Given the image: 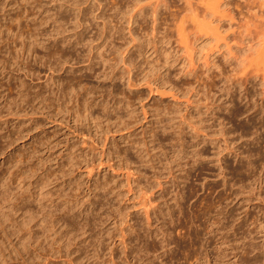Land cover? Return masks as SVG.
Here are the masks:
<instances>
[{"label": "rangeland", "instance_id": "374dc122", "mask_svg": "<svg viewBox=\"0 0 264 264\" xmlns=\"http://www.w3.org/2000/svg\"><path fill=\"white\" fill-rule=\"evenodd\" d=\"M67 1H69L68 4ZM73 1L76 3V0H0V20L5 16L3 23L0 21V26L9 28V34H21V37L18 38L20 41H24L23 37L26 34L36 33L37 41L40 40V43H37L39 46L36 47V51L38 55L40 54L39 57L41 55L46 57L44 60L37 59V61L30 58L9 59L7 43L11 38L7 39L5 35L3 36L0 28V264H111L112 262V264L119 262V264H181L182 261H186L187 264L191 250L199 247L200 251L205 247L210 252V264H264V82H262L264 68L261 64L253 63L248 68L246 76L241 70L243 64H246V60L264 59V44H258L264 42V23H262L264 22V3L263 6H259L262 5V0H251L255 2L250 7L242 0H185L187 2L184 0H136L137 2L135 0H105V2H103L104 0H85L84 2L77 0V5ZM187 3H191L192 10L196 9L197 11L194 10L193 14L187 13ZM34 5L39 7L32 8ZM75 5L78 7L75 8ZM81 8L86 9L82 10ZM141 8L142 10H140ZM38 10L39 12H37ZM85 11L86 13H83ZM139 11L142 13H138ZM152 11L156 12L154 14L155 22H153ZM45 13L47 14L45 15ZM51 13H54V16ZM74 13L76 16L77 13H82L83 16L86 14V17L79 14L76 19L78 21L73 22L76 18ZM182 16L185 17L186 23L181 22ZM50 17L53 18V21ZM64 17L68 20L71 17L69 23ZM179 17L182 18H180L181 21ZM190 17H195L196 23H198L196 24ZM73 18L74 20H72ZM56 19L57 21H55ZM86 19L87 21H85ZM219 20L221 22L218 23ZM83 21L85 22L83 23ZM52 22L54 23L52 24ZM70 22L73 23L72 26ZM86 22L87 24H85ZM188 22H194L200 27ZM33 23L37 30H34ZM39 23L42 27L38 26ZM76 23L82 26L80 27ZM181 23L185 25L183 26V41L179 42L178 38L181 35H177L176 24L181 25ZM104 24L105 27H103ZM66 25L70 26L68 27L71 32ZM31 26L33 31H39L41 36H38L37 32L29 31ZM100 26L103 27V30ZM200 28L202 31H199ZM72 29L83 39H80V36H77ZM246 30L254 32L253 41L242 42L243 34L248 35ZM59 31L63 38L60 37ZM242 32L244 33L242 34ZM52 34L59 35V38ZM72 34L76 36H71ZM109 34L110 36H105ZM76 37H79V41ZM62 40L64 41L62 42ZM57 42L60 43V46ZM61 43H65V46ZM44 45H47L50 50L49 57L51 55L53 57H48L49 50L45 49ZM75 45L79 46V49ZM74 46L76 50H74ZM50 47H53L52 49L56 50L57 54L60 52L62 55L54 57ZM258 49L260 51L262 49V54ZM70 51L72 53H69ZM64 54L65 56H63ZM68 54H73V58L70 55L72 58L70 59ZM10 56H15V54H10ZM233 58H239L234 60H239L238 62L242 65L239 64L241 67L237 70V73L243 72L241 74L243 77L240 76L242 81L244 77L248 80L245 78L240 89L233 87L228 90L229 85L226 83L225 89L227 90L220 94L217 92L218 86L220 87L222 84L220 77L232 76L229 71L230 65L228 66L227 63L228 59L234 61ZM165 59L167 67L164 66ZM176 60L177 62H175ZM51 61L57 68L52 66L53 69L49 70ZM96 62L97 64H95ZM103 62L106 67L102 65ZM46 63L49 65L47 66ZM66 63L67 65H65ZM89 64L93 65L92 73L87 68ZM62 65L63 68H61ZM169 66L170 68H168ZM166 68L169 71H166ZM188 68L190 70H187ZM220 69H222L221 72H219ZM80 70L82 74H80ZM50 71H54L55 74ZM188 71L195 73V79H193V75L187 74ZM73 72L76 77H73L75 76ZM88 73L92 76L89 77ZM220 73H222L221 76ZM197 74L203 75L204 78L200 75L203 78L202 82H206L203 88H206L205 92L201 91L203 93L200 92L202 89L198 86L202 82L199 83L196 79L197 76L199 77ZM48 75L50 77H47ZM103 75L107 78L103 79ZM207 75L208 78L211 77L210 81L206 80L205 76ZM56 76L57 80H55ZM65 77L78 82V91L81 90L80 86L82 88L89 82L82 90L93 94L94 96L91 95V97L98 102L95 101L96 104L93 105V108L91 107V110L89 109L91 114H88L92 118L88 117L89 119L86 118L85 123L82 122L84 129H90L93 136L88 138L92 139V142L95 141L94 144L87 141L88 138L81 137L82 141L80 140L81 130L79 129L82 125H79L74 113L69 112L66 115L67 111L60 110L61 101L58 99L59 95L56 89L60 88L62 82L63 84L67 83L68 79L66 80ZM129 78L132 79L129 80ZM59 81L61 82L60 86ZM167 82L169 83L167 84ZM89 84L92 87H89ZM50 88L53 91L48 90ZM46 90L52 96L56 92L55 97L47 95ZM82 90L79 91V94L85 93H80ZM209 90L211 95L208 93ZM112 91L113 94L116 91V96L112 94ZM29 93L30 96H28ZM204 93L208 96L201 95ZM26 96L28 97L26 98ZM41 96L44 98L43 100ZM102 96H105L104 99ZM120 97L128 98V100L121 101L123 99ZM53 102H56L55 105ZM125 102L128 103L126 104L128 107L130 103L129 108L126 107ZM46 103L49 106L54 105V107L48 106V109H51L47 110ZM99 103H105V105ZM116 103L120 105H116ZM58 105L59 110L57 109ZM113 106L115 107L113 108ZM127 111L131 114L129 119ZM63 113H65V118ZM94 113H96L95 116ZM96 116L100 118L97 120ZM70 119L72 121L74 119L73 123ZM92 119L95 120L92 122ZM119 120L123 124L119 125L118 123L121 122ZM126 121L128 122L127 127L124 126ZM74 122L78 124L75 125ZM100 123L102 125H99ZM74 127L78 129H74ZM117 127L119 128L116 129ZM105 133L108 135H104ZM98 135L100 136L98 137ZM84 139H87L85 141L88 144ZM100 141H102V145L104 142L103 146L98 143ZM101 150L105 151L104 155ZM66 156L73 159H68L69 157ZM75 158L77 159L74 160ZM125 158L129 161L132 160L133 164L130 166L129 163L125 164ZM54 176L57 178L55 179ZM41 178L45 182L49 179L50 182L42 183ZM105 185L109 186L105 187ZM69 191L73 193L71 194ZM46 195L53 200L50 201ZM55 196L65 199L61 201ZM44 202H48V204ZM48 205L52 209L51 211ZM61 205L63 206L61 207ZM34 207L36 209H33ZM42 207L44 211L41 212ZM46 207L50 212L45 209ZM81 210H83L82 213ZM45 212L47 216L44 215ZM47 212L51 217H54V213L55 216H58L50 218ZM34 213L37 215V219ZM51 213L53 214L51 215ZM63 213L65 214L62 215ZM38 214L40 215L38 216ZM63 216L70 221V223L67 222L68 225L70 224V230L69 228L66 230L65 221L67 220ZM41 217L44 221L41 220ZM54 219H58L60 225L57 224L58 220L54 221ZM62 220L65 222L64 225ZM46 221L53 225L47 224ZM85 221L90 222L89 226L86 227L88 224ZM42 222L51 226H48L51 229L44 226ZM181 226L183 228H180ZM207 226H209L210 233L206 236ZM46 228H48L47 232H45ZM83 228L86 229L83 230ZM42 230L49 238L44 235ZM90 230L92 235H88ZM53 231L57 234H54ZM68 235L69 240L73 241L74 239V244L72 242L69 244ZM194 235H196L195 240ZM51 236H53V240L50 239ZM93 236L96 237H94L95 241ZM207 238H209L210 245L204 244V239ZM132 239L136 240L132 241ZM166 239L169 240L168 251L165 247L167 243L164 242ZM121 242L127 244V247ZM178 242L181 247L184 246V250L176 248ZM82 245L84 246L82 247ZM65 246H68L65 248L67 251L64 250ZM143 246L147 248L148 254L146 250L144 251L146 248ZM179 250L184 253H180ZM125 255L127 260L124 259ZM216 258L217 260H214ZM250 260L254 262L250 263ZM184 263L182 262V264Z\"/></svg>", "mask_w": 264, "mask_h": 264}, {"label": "bare ground", "instance_id": "6f19581e", "mask_svg": "<svg viewBox=\"0 0 264 264\" xmlns=\"http://www.w3.org/2000/svg\"><path fill=\"white\" fill-rule=\"evenodd\" d=\"M48 1H49V0H48ZM57 1H58V0H57ZM70 1H71V0H70ZM78 1H79V0H78ZM84 1H85V0H83V2H84ZM184 1H185V0H184ZM242 1L245 2V4H246L247 6H249V7L251 6V4H254V2H255V1H251V0H242ZM259 1H261V0H259ZM51 2H52V1H51ZM68 2H69V1H67L66 3L68 4ZM73 2H74V1H73ZM103 2H105V0H104ZM135 2H137V1L135 0ZM185 2H187V1H185ZM34 3H36V2H34ZM66 3H65V4H66ZM70 3H71V2H70ZM74 3H75V2H74ZM79 3H80V2H79ZM85 3H86V2H85ZM133 3H134V2H133ZM139 3H140V1H139ZM260 3H261V2H260ZM263 3H264V0H262V5L260 4L259 6H263ZM75 4L77 5V0H76V3H75ZM104 4H105V3H104ZM135 4H136V3H135ZM187 4H188V8H187L188 11L186 10L187 13L190 12L191 14H193V11H194V10L197 11L196 9L192 10L193 8L191 7V5H192L191 3H187ZM190 4H191V5H190ZM35 5H36V4H35ZM35 5H34V7H32V8H35V7L38 6V5H37V6H35ZM59 5H60V4H59ZM71 5H72V4H71ZM76 5H75V8L78 7V6H76ZM101 5H102V4H101ZM132 5H133V4H132ZM140 5H142V4H140ZM226 5H227V4H226ZM32 6H33V5H32ZM61 6L63 7V5H61ZM61 6H60V7H61ZM68 6H69V5H68ZM72 6L74 7V5H72ZM72 6H71V8H72ZM87 6H88V5H87ZM89 6H90V5H89ZM95 6H96V5H95ZM95 6H93V7L96 8ZM97 6H98V5H97ZM136 6H137V5H136ZM142 6H144V5H142ZM156 6H157V5H156ZM38 7H39V6H38ZM53 7H54V6H53ZM60 7H59V8H60ZM65 7L67 8V6H65ZM65 7H64V8H65ZM104 7H105V6H104ZM140 7H141V6H140ZM185 7H187V6H185ZM207 7H208V5H207ZM207 7H206V8H207ZM249 7H247V8H249ZM56 8H57V7H56ZM90 8H91V7H90ZM134 8H135V6H134ZM194 8H195V7H194ZM196 8H197V7H196ZM245 8H246V6H245ZM49 9L51 10V8H49ZM73 9H74V8H73ZM73 9H71V10L73 11ZM78 9H79V8H78ZM81 9H82V8H81ZM81 9H80V11H82V10H84V9H86V8H84V9H82V10H81ZM144 9H145V8H144ZM153 9H154V7H153ZM58 10H59V9H58ZM75 10H76V9H75ZM140 10H142V8H141ZM184 10H185V9H184ZM47 11H48V9H47ZM54 11H55V9H54ZM54 11H53V12H54ZM65 11L67 12V10H65ZM78 11H79V10H78ZM92 11H93V10H92ZM94 11H95V10H94ZM135 11H136V10H135ZM137 11H138V10H137ZM195 11H194V12H195ZM37 12H39V10H38ZM45 12H46V11H45ZM73 12H74V11H73ZM87 12H89V11H87ZM152 12H153V11H152ZM35 13H36V12H35ZM54 13H55V12H54ZM54 13H51V14H53V16H54ZM56 13H57V11H56ZM64 13H65V12H64ZM83 13H86V11L83 12ZM138 13H142V12L139 11ZM155 13H156V12H153V14H152L153 22H155V16H154ZM185 13H186V12H185ZM46 14H47V13H45V15H46ZM77 14H78V15L76 16L75 13H74V15L76 16V18L74 17L75 20H74V18L72 19V20H74L73 22H77V21H78V20L76 21V19H78V16H79L80 13H77ZM81 14H82V13H81ZM81 14H80V15H81ZM89 14H91V13L89 12ZM157 14H158V13H157ZM35 15H36V14H35ZM62 15H63V14H62ZM62 15H61V16H62ZM85 15H86V14H85ZM85 15H84V16L81 15V16L86 17ZM87 15H88V14H87ZM92 15H93V14H92ZM92 15H90V16H92ZM135 15H136V13H135ZM144 15H145V14H144ZM172 15H173V13H172ZM172 15H171V16H172ZM183 15H184V14H183ZM187 15H188V14H187ZM36 16H37V15H36ZM47 16H48V15H47ZM50 16H52V15H50ZM53 16H52V17H53ZM69 16H70V15H69ZM137 16H139V15L137 14ZM173 16H174V15H173ZM184 16H185V15H184ZM188 16H189V15H188ZM188 16H186L187 19H189ZM204 16H205V15H204ZM56 17H57V16H56ZM56 17H54V18H56ZM66 17H67V16H66ZM66 17H64V19H66ZM71 17H72V16H71ZM71 17H70V18H71ZM141 17H142V15H141ZM195 17H196V16H195ZM195 17H194V18H193V17H190V19L192 20V18H193L192 21H195V23H196L197 20L195 19ZM262 17H263V16H262ZM34 18H36V17L34 16ZM34 18H33V19H34ZM39 18H40V17H39ZM46 18H47V17H46ZM61 18H62V17H61ZM70 18H69V20H71ZM136 18H137V17H136ZM172 18H174V17H172ZM180 18H181V17H179V19H180ZM182 18H183V16H182ZM182 18H181V19H182ZM184 18H185V17H184ZM184 18L182 19V21H181V19H180V21H181L182 23H183V22L186 23V21H185L186 19L184 20ZM50 19H51V17H50ZM50 19H49V20H50ZM57 19H58V17H57ZM57 19H56L55 21H57ZM91 19H92V17H91ZM130 19H131V17H130ZM194 19H195V20H194ZM4 20H5V16L2 17L0 21L3 23ZM51 20L53 21V18H52ZM51 20H50V21H51ZM61 20H62V19H61ZM66 20H68V19H66ZM69 20L67 21L68 23H69ZM183 20H184V21H183ZM191 20H190V21H191ZM34 21H35V20H34ZM42 21H43V20H42ZM44 21L46 22V19H45ZM50 21H49V22H50ZM55 21H54V22H55ZM85 21H87V19H86ZM85 21H83V23H84ZM111 21H112V20H111ZM178 21H179V20H178ZM54 22H52V24H53ZM63 22H64V21H63ZM65 22H66V21H65ZM109 22H110V20H109ZM129 22H130V21H129ZM219 22H221V20H219L218 23H219ZM41 23H42V22H41ZM50 23H51V22H50ZM60 23H61V22H60ZM68 23H67V24H68ZM79 23H80V21H79ZM104 23H106V22H104ZM110 23H111V22H110ZM182 23H181V25H179V24L177 25V24H176V28H177L176 31H178V32H177V35H178V36L181 35V36H180L181 39L178 38L179 42L183 41V39H182V37H183V26H184L185 24L183 25ZM188 23H192V24H193L194 22H188ZM195 23H194V24H195ZM197 23H198V22H197ZM197 23H196V24H197ZM262 23H264V22H262ZM39 24H40V23H39ZM55 24H56V23H55ZM70 24H71V22H70ZM72 24H73V23H72ZM72 24H71V26H72ZM76 24H78V23H76ZM76 24H75V25H76ZM85 24H87V22H86ZM85 24H84V25H85ZM102 24H103V23H102ZM107 24H109V23H107ZM153 24H154V23H153ZM196 24H195L194 26H196V27L199 28L200 26H198V25H196ZM61 25H62V24H61ZM64 25H65V23H64ZM75 25H74V26H75ZM78 25H80V24H78ZM256 25H257V24H256ZM38 26H41V27H42L41 24L38 25ZM53 26H55V25H53ZM66 26H67V25H66ZM68 26H69V25H68ZM68 26H67V28H68V30L71 32V30L69 29L70 26H69V27H68ZM81 26H82V25H80V27H81ZM101 26H102V25H101ZM101 26H100V27H101ZM260 26H261V25H260ZM51 27H52V26H51ZM63 27H64V26H63ZM80 27H78V29H79ZM98 27H99V26H98ZM103 27H105V24H104ZM103 27H101V29H102ZM106 27H107V25H106ZM111 27H112V25H111ZM152 27H153V26H152ZM255 27H257V26H255ZM0 28H1V31H2L3 36L5 35V36L7 37V39H8V38H11V39L9 40V43H7V45H8V48H7V49H8V52H7V53L9 54V55H8V58H9V59H29V58H30V59H34V61H35V60L37 61V59H43V60H44V57H45V56L41 55V56L39 57L40 54L38 55V53H37V51H36V47L39 46L37 43H38L40 40L37 41V38H38V37L36 36V33H34V32H37V31H33L32 26H31V28L29 29V31L32 30L31 32L34 33V34H30V33L26 34V36L23 37V38H24V41H22V40L20 41V40L18 39V38L21 37V34H19V33H16V34H12V33H11V34H9V28L2 27V26H0ZM33 28H34V23H33ZM36 28H37V27H36ZM36 28H34V30H35ZM38 28H39V27H38ZM60 28H61V27H60ZM65 28H66V27H65ZM65 28H64V31H65ZM67 28H66V29H67ZM71 28H73V27H71ZM88 28H89V26H88ZM114 28H115V27H114ZM52 29H53V28H52ZM54 29H56V27H54ZM80 29H81V28H80ZM97 29H98V28H97ZM108 29H109V28H108ZM36 30H37V29H36ZM39 30H40V29H39ZM43 30H44V29H43ZM50 30H51V29H50ZM73 30H74V29H72V31H73ZM75 30H76V28H75ZM81 30H82V29H81ZM88 30H89V29H88ZM88 30H87V31H88ZM102 30H103V29H102ZM105 30H106V29H105ZM105 30H104V31H105ZM40 31H41V30H40ZM44 31H45V30H44ZM52 31H53V30H52ZM54 31H55V30H54ZM54 31H53V32H54ZM60 31H61V30H60ZM60 31H59V33H60ZM62 31H63V29H62ZM62 31H61V32H62ZM92 31H93V30H92ZM92 31H91V33H92ZM104 31L102 32V35H103ZM108 31L110 32V30H108ZM199 31H202L201 28L199 29ZM246 31H247V30H246ZM246 31H245V33L248 32V31H247V32H246ZM53 32H52V33H53ZM73 32H74V31H73ZM250 32H253V31H250ZM250 32H248V35H247V34H243L244 32H242L243 36L241 37V39L244 38V39H242V42H250V41H253V40H254V39L252 38L254 32H253V33H250ZM37 33H39L38 36H41L39 31H38ZM49 33H50V32H49ZM57 33H58V32H57ZM59 33H58V34H59ZM74 33H76L77 36L79 35L77 32H74ZM83 33H84V32H83ZM88 33H89V32H88ZM91 33H90V34H91ZM95 33H96V32H95ZM106 33H107V30H106ZM111 33H112V32H111ZM113 33H114V32H113ZM61 34H62V33L59 34L60 37H61ZM64 34H66V33H64ZM64 34H63V35H64ZM80 34H81V33H80ZM86 34H87V33H86ZM114 34H115V33H114ZM114 34H113V35H114ZM242 34H241V35H242ZM52 35H53V34H52ZM59 35H58V36H59ZM73 35H74V34H72L71 36H73ZM81 35H82V34H81ZM83 35H84V34H83ZM88 35H89V34H88ZM93 35H94V34H93ZM95 35H97V34H95ZM111 35H112V34H111ZM245 35H246V36H245ZM53 36H54V35H53ZM53 36H51V37H53ZM55 36H57V35H55ZM55 36H54V37H55ZM58 36H57V37H58ZM69 36H70V35H69ZM75 36H76V35H74V37H75ZM79 36H80V35H79ZM97 36H98V35H97ZM105 36H110V34H109V35H105ZM244 36H245V37H244ZM51 37H50V38H51ZM65 37H67V36H65ZM102 37H103V36H102ZM50 38H48V39H50ZM58 38H59V37H58ZM61 38H63V37H61ZM68 38H69V37H68ZM76 38H77V37H76ZM78 38H79V37H78ZM78 38H77V39H78ZM97 38H99V37H97ZM103 38H104V37H103ZM107 38H109V37H107ZM39 39H40V37H39ZM51 39H52V38H51ZM54 39H55V38H54ZM80 39H83V38H81V36H80ZM90 39H92V38H90ZM90 39H89V40H90ZM100 39H101V38H100ZM43 40H44V39H43ZM46 40H47V39H46ZM58 40H59V39H58ZM73 40H74V39H73ZM75 40H76V39H75ZM86 40H87V39H86ZM104 40H106V39H104ZM180 40H181V41H180ZM63 41H64V40H62V42H63ZM77 41H79V39H78ZM107 41H108V39H107ZM107 41H105V42H107ZM41 42H42V40H41ZM47 42H48V40H47ZM47 42L45 41V43H47ZM59 42H60V41H59ZM59 42H57V43H59ZM68 42H69V39H68ZM83 42H84V40H83ZM88 42H89V41H88ZM88 42H87V43H88ZM101 42H102V41H101ZM39 43H40V42H39ZM42 43H43V42H42ZM50 43H51V42H50ZM70 43H71V42H70ZM78 43H79V42H78ZM84 43H85V42H84ZM91 43H92V42H91ZM43 44H44V43H43ZM53 44H54V42H53ZM61 44H64V46H65V43H61ZM66 44H67V42H66ZM73 44H74V43H73ZM73 44H72V45H73ZM181 44H182V43H181ZM258 44H259V45H260V44L263 45L264 42L262 41L261 43H258ZM40 45H41V44H40ZM50 45H51V44H50ZM81 45H82V43H81ZM83 45H84V44H83ZM104 45H105V44H104ZM262 45H261V46H262ZM44 46H46L45 49H48V48H47V45H44ZM44 46H43V47H44ZM51 46H52V45H51ZM59 46H60V43H59ZM61 46H62V45H61ZM68 46H69V48H70V45H68ZM75 46H76V45H75ZM75 46H74V50H76V49H75ZM87 46H88V45H87ZM89 46H90V45H89ZM41 47H42V46H41ZM53 47L56 48L57 46H56V47L53 46ZM53 47H52V48H53ZM76 47H77V46H76ZM78 47H79V46H78ZM78 47H77V49H79ZM80 47H83V46H80ZM10 48H11V49H10ZM52 48L50 47V49H52ZM60 48H61L60 50H62V47H60ZM84 48H85V47H84ZM42 49L44 50V48H42ZM63 49H64V48H63ZM70 49H71V48H70ZM70 49H69V50H70ZM72 49H73V48H72ZM80 49H81V48H80ZM90 49H91V48H90ZM38 50H39V49H38ZM48 50H49V49H48ZM52 50H53V55H54V57H55V55H59V54H60L59 51H57V52H59V54H57V53L55 52L56 50H54V49H52ZM52 50H51V51H52ZM57 50H58V48H57ZM66 50H68L67 47H66ZM85 50H86V49H85ZM250 50H251V48H250ZM258 50H259V49H258ZM41 51H42V50H41ZM46 51H47V50H46ZM77 51H78V50H77ZM77 51H75V52L77 53ZM241 51H242V50H241ZM49 52H50V50L48 51V57H49ZM67 52H68V51H67ZM67 52H65V53L67 54ZM75 52H73V53H75ZM259 52H261V54H262V52H263L262 49H261V51L259 50ZM13 53L15 54V56H10V54H13ZM61 53H62V52H61ZM63 53H64V52H63ZM69 53H72V51H70ZM256 53H257V51H256ZM79 54H80V50H79ZM257 54H258V53H257ZM261 54H260V57H261ZM50 55H51V53H50ZM60 55H62V54H60ZM68 55H69V54H68ZM70 55H71L72 58H73V54H70ZM70 55H69V58H70ZM100 55H102V54H100ZM51 56H52V55H51ZM51 56H50L49 58H51ZM63 56H65V54H64ZM94 56H95V55H94ZM41 57H43V58H41ZM52 57H53V56H52ZM56 57H58V56H56ZM78 57H79V55H78ZM45 58H46V57H45ZM59 58H60V57H59ZM67 58H68V57H67ZM72 58H70V59H72ZM75 58H76V57H75ZM99 58H100V57H99ZM47 59H48V58H47ZM47 59H45V61H46ZM70 59H69V60H70ZM234 59H239V58H233V60H234ZM50 60H51V59H50ZM59 60H60V59H59ZM61 60H62V59H61ZM88 60H89V59H88ZM90 60H91V59H90ZM95 60H96V59H95ZM95 60H94V61H95ZM134 60H135V59H134ZM134 60H133V64H134ZM165 60H166V59H165ZM165 60H164V62H165L164 66L167 67V66H166V65H167V64H166L167 60H166V61H165ZM168 60H169V59H168ZM170 60H171V59H170ZM231 60H232V59H231ZM231 60L228 59V63H227V65H228V66L230 65V67H229L230 70H229V68H228V70L230 71V73H232V76H228V77H227V76H225V77H220V79H221L220 81H221L222 84H221L220 87L218 86V91H217V92H219L220 94H221L222 92H224L225 90H227V89H225V88H226V87H225V84H226V83L229 85V86H228V90H231V88H233V87H239V89H240V85H242V82H243V84H244V81H245V78H246V77H244V78H243L244 80L242 81V78H240V76L243 77V76L241 75V74H243V72H244V75L246 76V72L248 71V68H250V67L253 65V63L261 64V66H263L262 68H264V59H250V60H246V61H245L246 64H243V63H242V64H243V67H242L243 69H241V70H242L243 72L240 73V72H241V71H240V72H238V73H240V74H238V73H237V70H239L238 68L241 67L242 65H241L240 62H238L239 60H238V61L236 60L238 63H237L235 60H234V61H231ZM52 61H53V60H52ZM52 61L50 62V63H51V65L49 66L50 69H49V67H48L49 70L53 69L52 66H54V64H52ZM56 61H57V60H56ZM67 61H68V59H67ZM71 61H72V60H71ZM73 61H74V59H73ZM92 61H93V60H92ZM97 61H98V60H97ZM99 61H100V59H99ZM173 61H174V60H173ZM173 61H172V62H173ZM7 62H8V61H7ZM7 62H6V63H7ZM47 62H49V60H47ZM59 62H60V61H59ZM63 62H64V61H63ZM75 62H76V60H75ZM100 62H102V61H100ZM105 62H106V64H107V61H105ZM110 62H112V61H110ZM131 62H132V61H131ZM135 62H136V61H135ZM164 62H163V63H164ZM175 62H177V60H176ZM231 62H232V63H231ZM233 62H235L236 64H234ZM242 62H244V61H242ZM16 63H17V62H16ZM16 63H15V64H16ZM67 63H68V62H67ZM67 63H66L65 65H67ZM70 63H72V62H70ZM77 63H78V62H77ZM77 63H76V64H77ZM89 63H90V62H89ZM98 63H99V62H98ZM123 63H124V62H123ZM173 63H174V62H173ZM46 64H47V63H46ZM60 64H61V62H60ZM76 64H75V65H76ZM95 64H97V62H96ZM109 64H110V63H109ZM125 64H126V63H125ZM129 64H130V63H129ZM174 64H175V63H174ZM182 64H183V63H182ZM189 64H190V63H189ZM232 64H234V65H232ZM239 64H240L241 66H239ZM262 64H263V65H262ZM4 65H5V64H4ZM48 65H49V64H47V66H48ZM63 65H64V63H63ZM63 65H62V67H61V66H60V67L63 68ZM102 65L104 66L105 63L103 62ZM107 65H108V64H107ZM168 65H170V64L168 63ZM171 65H172V64H171ZM70 66H71V65H70ZM94 66H95V65H94ZM96 66H97V65H96ZM112 66H113V65H112ZM130 66H132V65H130ZM139 66H140V65H139ZM172 66H173V65H172ZM189 66H190V65H189ZM54 67H55V66H54ZM58 67H59V66H58ZM92 67H93V65H91V64H89V66L87 67L88 69H90V72H91V73H92V71H91V70H92ZM101 67H102V66H101ZM105 67H106V65H105ZM113 67H116V66H113ZM113 67H112V68H113ZM184 67H187V66H184ZM55 68H57V66H56ZM55 68H54V69H55ZM82 68H83V67H82ZM168 68H170V66H169ZM168 68H166V71H169ZM3 69H4V68H3ZM48 69H47V70H48ZM68 69H69V68H68ZM71 69H72V66H71ZM73 69H74V68H73ZM76 69H77V68H76ZM114 69H115V68H114ZM140 69H141V68H140ZM147 69H148V68H147ZM173 69H174V68H173ZM6 70H7V69H6ZM56 70H57V69H56ZM59 70H60V69H59ZM61 70H62V69H61ZM66 70H67V68H66ZM107 70H108V69H107ZM110 70H111V69H110ZM152 70H153V69H152ZM187 70H190V69L188 68ZM208 70H209V69H208ZM245 70H246V71H245ZM54 71H55V70H54ZM54 71H53V72H54ZM72 71H74V70H72ZM85 71H86V70H85ZM85 71H84V72H85ZM96 71H97V70H96ZM104 71H106V70H104ZM128 71H129V70H128ZM145 71H146V70H145ZM145 71H144V72H145ZM148 71H149V70H148ZM156 71H157V70H156ZM184 71H185V70H184ZM205 71H207V69H205ZM221 71H222V69H220L219 72H221ZM50 72H52V71H50ZM53 72H52V73H53ZM55 72H57V71H55ZM55 72H54V74H55ZM63 72H64V71H63ZM67 72H68V71H67ZM78 72H79V70H78ZM86 72H87V71H86ZM88 72H89V71H88ZM100 72H101V71H100ZM113 72H114V71H113ZM188 72H189V71H188ZM208 72H209V71H208ZM208 72H207V73H208ZM262 72H264V69H263ZM57 73H58V72H57ZM73 73H74V72H73ZM73 73H72V74H73ZM105 73H106V72H105ZM105 73H104V74H105ZM179 73H180V72H179ZM179 73H178V74H179ZM186 73H187V72H186ZM198 73H199V72H198ZM248 73H249V72H248ZM50 74H51V73H50ZM72 74H71V75H72ZM74 74H75V73H74ZM74 74H73V75H74ZM80 74H82V73H81V70H80ZM84 74H85V73H84ZM112 74H113V73H112ZM112 74H111V75H112ZM122 74H123V73H122ZM178 74H176V75H178ZM181 74H182V73H181ZM183 74L185 75V72H183ZM187 74H189L190 76L193 75V79H195V78H194V77H195V75H194L195 73H193V72L190 71V72L187 73ZM236 74H237V76H235ZM262 74H263V73H262ZM73 75H72V76H73ZM78 75H79V74H78ZM85 75H86V74H85ZM85 75H84V77H85ZM90 75H91V74L88 73V76H89V77H90ZM107 75L109 76L110 74H107ZM114 75H115V74H114ZM154 75H156V74H154ZM165 75H167V74H165ZM174 75H175V74H174ZM174 75H173V76H174ZM197 75H199V74H197ZM200 75H201V74H200ZM200 75H199V77L197 76V78H196V79L199 81V83H200V81L202 82V80H203V78H204L203 75H201L203 78H201ZM205 75H206V74H205ZM221 75H222V73H220V76H221ZM238 75H239V76H238ZM61 76H62V75H61ZM91 76H92V75H91ZM94 76H95V75H94ZM97 76H98V75H97ZM103 76H104V75H103ZM140 76H142V75H140ZM147 76H148V74H147ZM159 76H160V75H159ZM47 77H50V76L48 75ZM47 77H46V80L48 81V78H47ZM51 77H52V76H51ZM53 77H54V76H53ZM73 77H76V74H75V76H73ZM95 77H96V76H95ZM101 77H102V76H101ZM101 77H99V78H101ZM133 77H134V76H133ZM142 77H143V76H142ZM142 77H141V78H142ZM144 77H145V76H144ZM156 77H157V76H156ZM185 77H186V76H185ZM187 77H189V76H187ZM205 77H207L206 80H209V79L211 78V77L208 78V75L205 76ZM55 78H56L55 80H57V76H56ZM59 78H61V77H59ZM59 78H58V80H59ZM65 78H66V77H65ZM77 78H78V77H77ZM92 78H93V77H92ZM102 78H103V79H104V78L106 79L107 76H106V77L104 76V77H102ZM108 78H109V77H108ZM119 78H120V77H119ZM121 78H122V77H121ZM124 78H125V77H124ZM145 78H149V77H145ZM166 78H168V77H166ZM174 78H175V77H174ZM50 79H51V78H50ZM50 79H49V80H50ZM67 79H68V81H67L66 84H63V82L61 83L60 81H59V83H58L59 86H60L61 84H62V85L60 86V88L56 89V90H57V94L59 95V96H58V99L61 101V106H60L61 109L59 108V105H60V104L57 106V109H58V108H59L60 110L63 109V110H62L63 112H64V111H67L66 115H67L69 112H73V113H74V117L76 118V120L79 121V125H82V124H83L82 122L84 121V123H85L86 118L90 117V115L88 114V113H90V112H89V109L91 110V107L93 108V105L96 104L97 100L91 97V95H93V94H89L90 92L87 93V90H86V91H83V90H82V88H84L85 86H87L86 84L89 83V82H87L86 84H84V86H83L82 88H81V86H80V89L82 90V92H80V93H83V92H85V93H83V94H79V91H81V90H79V91L77 90V87H78V89H79V86H77V85H78V82H75V81H73V80H71V79L69 80L68 77L66 78V80H67ZM75 79H76V78H75ZM90 79H91V78H90ZM96 79H97V78H96ZM112 79H113V78H112ZM131 79H132V78H131ZM131 79L129 78V80H131ZM136 79H137V78H136ZM143 79H144V78H143ZM246 79H247V78H246ZM51 80H52V79H51ZM51 80H50V81H51ZM55 80H54V81H55ZM97 80H98V79H97ZM127 80H128V79H127ZM147 80H148V79H147ZM160 80H161V79H160ZM170 80H171V79H170ZM190 80H191V79H190ZM211 80H212V79H211ZM247 80H248V79H247ZM52 81H53V80H52ZM81 81H82V80H81ZM133 81H134V80H133ZM140 81H142V80H140ZM143 81H144V80H143ZM157 81H159V80H157ZM163 81H165V80H163ZM172 81H173V80H172ZM188 81H189V80H188ZM195 81H196V80H195ZM209 81H210V80H209ZM136 82H137V81H136ZM165 82H166V81H165ZM262 82H264V75H263ZM49 83H50V82H49ZM53 83H54V82H53ZM56 83H57V82H56ZM60 83H61V84H60ZM90 83H91V82H90ZM102 83H103V82H102ZM110 83H111V82H110ZM130 83H131V82H130ZM146 83H147V82H146ZM168 83H169V82H167V84H168ZM182 83H183V82H182ZM184 83H185V82H184ZM186 83H187V82H186ZM189 83H190V82H189ZM205 83H206V82H205ZM205 83H204V81H203L201 84L198 85V82H197V85L199 86V88L202 89V90H200V92H201V91H204V92H205V89H206V88L203 89V88L205 87ZM219 83H220V82H219ZM20 84H22V83H20ZM58 84H57V85H58ZM137 84H138V82H137ZM140 84H141V82H140ZM148 84H149V83H148ZM150 84H151V83H150ZM167 84H166V85H167ZM190 84H191V83H190ZM192 84H193V83H192ZM203 84H204V86H203ZM211 84H212V83H211ZM263 84H264V83H263ZM49 85H50V84H49ZM52 85H54V84H52ZM89 85H90V84H89ZM89 85H88V86H89ZM141 85H142V84H141ZM145 85H146V84H145ZM160 85H161V83H160ZM185 85H186V84H185ZM223 85H224V86H223ZM46 86H47V84H46ZM55 86H56V85H55ZM55 86H54V87H55ZM109 86H110V85H109ZM142 86H143V85H142ZM151 86H152V85H151ZM189 86H190V85H189ZM214 86H216V85H214ZM262 86H263V85H262ZM89 87H92V86L90 85ZM103 87H104V86H103ZM103 87H102V88H103ZM115 87H116V84H115ZM118 87H119V86H118ZM139 87H140V86H139ZM148 87H149V86H148ZM154 87L156 88V86H154ZM170 87H171V86H170ZM172 87H173V86H172ZM190 87L194 88L193 86H190ZM216 87H217V86H216ZM241 87H242V86H241ZM263 87H264V86H263ZM33 88H34V87H33ZM35 88H36V87H35ZM48 88H49V87H48ZM93 88H95V87L93 86ZM97 88L100 89L101 87H97ZM106 88H107V87H106ZM108 88H109V87H108ZM175 88H177V87H175ZM192 88H191V89H192ZM20 89H21V88H20ZM20 89H19V90H20ZM99 89H97V90L99 91ZM173 89H174V88H173ZM34 90H35V89H34ZM48 90H52V88H50V89H48ZM90 90H91V89H90ZM95 90H96V89H95ZM102 90L104 91V89H102ZM102 90H101V91H102ZM112 90H113V88H112ZM116 90H117V88H116ZM130 90H131V89H130ZM177 90H178V89H177ZM207 90H208V89H207ZM39 91H40V90H39ZM52 91H53V90H52ZM113 91H114V90H113ZM113 91H112V94H113ZM117 91H118V90H117ZM150 91H152V90H150ZM153 91H154V90H153ZM197 91H198V90H197ZM27 92H28V91H27ZM49 92H50V91H49ZM108 92H109V91H108ZM115 92H116V91H115ZM115 92H114L113 95L116 96V93H115ZM118 92H119V91H118ZM122 92H123V91H122ZM128 92H129V91H128ZM33 93H34V92H33ZM41 93H42V92H41ZM45 93H46L47 95L49 94V93L47 92V90L45 91ZM50 93L53 94V92H50ZM55 93H56V92H55ZM55 93H54V95H55ZM102 93H103V92H102ZM124 93H125V92H124ZM137 93H138V92H137ZM198 93H199V92H198ZM201 93H203V92H201ZM206 93H207V92H206ZM208 93H210V90H209ZM37 94H40V93H37ZM46 94H45V96H47ZM106 94H107V93H106ZM109 94H111V92H109ZM109 94H108V95H109ZM119 94H120V92H119ZM119 94H117V95H119ZM134 94H135V93H134ZM30 95H31V94L29 93L28 96H30ZM34 95L36 96V94H34ZM34 95H33V96H34ZM40 95H41V94H40ZM49 95H51V94H49ZM54 95H53V96H54ZM96 95H97V94H96ZM100 95H101V94H100ZM102 95H103V94H102ZM104 95H105V93H104ZM126 95H127V94H126ZM201 95H206V94L204 93V94H201ZM210 95H211V93H210ZM214 95H215V94H214ZM28 96H26V98H27ZM51 96H52V95H51ZM53 96H52V97H53ZM93 96H94V95H93ZM97 96H98V95H97ZM115 96H113V97H115ZM119 96H120V95H119ZM119 96H118V97H119ZM121 96H122V95H121ZM124 96H125V95H124ZM206 96H208V94H207ZM41 97H42V96H41ZM54 97H55V96H54ZM102 97H103V96H102ZM102 97H100V99H102ZM104 97H105V96H104ZM104 97H103V99H104ZM110 97L112 98V95H110ZM110 97H108V98H110ZM35 98H36V97H35ZM38 98H39V97H38ZM130 98H131V96H130ZM138 98H139V96H138ZM208 98H209V97H208ZM31 99H32V98H31ZM43 99H44V98L42 97V100H43ZM45 99H46V98H45ZM47 99H48V98H47ZM55 99H56V98H55ZM97 99H98V98H97ZM115 99H116V98H115ZM120 99H123V100H121V101H124V99L128 100V98H122V97H120ZM120 99H119V102H120ZM33 100H34V98H33ZM33 100H32V101H33ZM36 100H37V99H36ZM53 100H54V99H53ZM53 100H52V101H53ZM126 100H125V101H126ZM139 100H140V99H139ZM49 101H50V97H49ZM49 101H47V102H49ZM56 101H57V100H56ZM60 101H57V102H60ZM95 101H96V102H95ZM101 101H102V100H101ZM132 101H133V100H132ZM50 102H51V101H50ZM99 102H100V101H99ZM104 102H105V101H104ZM106 102H108V100H106ZM106 102H105V103H106ZM113 102H114V101H113ZM126 102H127V101H126ZM126 102L124 103L125 105L128 104V103H126ZM134 102H135V100H134ZM53 103H54V102H53ZM55 103H56V102H55ZM55 103H54V105H55ZM97 103H98V102H97ZM101 103H102V102H101ZM101 103H99V104H101ZM105 103H104V104H101V105L104 106ZM109 103H110V102H109ZM50 104H52V103H50ZM57 104H58V103H57ZM117 104H118V103H116V105H117ZM220 104H221V103H220ZM46 105H47V110H50L51 108L48 109L49 104L46 103ZM54 105H53V106L50 105V106H52V108H53ZM107 105H108V104H107ZM109 105H110V104H109ZM118 105H120V104H118ZM139 105H140V104H139ZM142 105H143V104H142ZM50 106H49V107H50ZM99 106H100V105H99ZM140 106H141V105H140ZM221 106H223V105H221ZM94 107H97V106H94ZM107 107H108V106H107ZM114 107H115V106H113V108H114ZM118 107H119V106H118ZM126 107L129 108V107H130V103H129V107H128V105H126ZM131 107H132V106H131ZM100 108H102V107H100ZM103 108H104V107H103ZM140 108H141V107H140ZM223 108H225V107H223ZM59 109H58V110H59ZM115 109H116V108H115ZM115 109H114V111H115ZM144 109H145V108H144ZM218 109H219V108H218ZM220 109H221V108H220ZM96 110H97V109H96ZM96 110H95V111H96ZM104 110H106V109H104ZM121 110H122V109H121ZM127 110H128V109H127ZM142 110H143V109H142ZM156 110H157V109H156ZM156 110H155V111H156ZM55 111H56V109H55ZM107 111H108V110H107ZM49 112H51V111H49ZM53 112H54V111H53ZM53 112H52V113H53ZM100 112H101V111H100ZM116 112H119V111H116ZM127 112H128V111H127ZM159 112H160V111H159ZM55 113H56V112H55ZM60 113H62V112L60 111ZM83 113H85L86 115L84 114V115H85V116H84ZM92 113H93V112H92ZM105 113H106V112H105ZM134 113H135V112H134ZM48 114H49V113H48ZM63 114H64V115H63V117H64V116H65V113H63ZM90 114H91V113H90ZM95 114H96V113H94V116H95ZM109 114H110V113H109ZM119 114H120V113H119ZM128 114H129V112L127 113V115H128ZM61 115H62V114H61ZM110 115H111V114H110ZM130 115H131V114H129V115L127 116V118L130 117ZM52 116H53V115H52ZM94 116H93V118H94ZM117 116H118V115H117ZM117 116H116V117H117ZM119 116H120V115H119ZM132 116H133V115H132ZM57 117H58V115H57ZM68 117H69V116H68ZM68 117H67V118H68ZM116 117H114V118H116ZM120 117H121V116H120ZM120 117H119V118H120ZM122 117H123V115H122ZM125 117H126V116H125ZM125 117H124V118H125ZM133 117L135 118V116H133ZM64 118H65V117H64ZM67 118H66V119H67ZM91 118H92V117H90V119H91ZM97 118H100V117H97V116H96V119H97ZM103 118H104V117H103ZM105 118H106V117H105ZM48 119H49V118H48ZM54 119H56V118H54ZM62 119H63V118H62ZM71 119H72V118H71ZM71 119H70V120H71ZM88 119H89V118H88ZM88 119H87V120H88ZM116 119H117V118H116ZM121 119H122V118H121ZM128 119H129V118H128ZM59 120H60V119H59ZM59 120H57V121H59ZM76 120H75V121H76ZM93 120H95V119H92V122H93ZM97 120H98V119H97ZM123 120H124V119H123ZM133 120H134V119H133ZM133 120H132V121H133ZM60 121H62V120H60ZM71 121H72V120H71ZM73 121H74V119H73ZM73 121H72V123H73ZM110 121H111V120H110ZM119 121H121V120H119ZM160 121H161V120H160ZM108 122H109V121H108ZM108 122H107V123H108ZM114 122H115V121H114ZM114 122H113V123H114ZM121 122H122V121H121ZM121 122L118 123V124H119V125H120V124H123V122H122V123H121ZM124 122H125V121H124ZM74 123H75V122H74ZM94 123H95V122H94ZM104 123H105V122H104ZM107 123H106V124H107ZM127 123H128V122L126 121V125H125V123H124V126L127 127V126H128ZM133 123H134V122H133ZM61 124H62V123H61ZM66 124H68V123H66ZM69 124H70V123H69ZM76 124H78V123L76 122L75 125H76ZM90 124H91V123H90ZM97 124H98V123H97ZM106 124H105V125H106ZM118 124H117V126H119ZM75 125H74V126H75ZM85 125H86V124H85ZM87 125H88V124H87ZM95 125H96V124H95ZM95 125H93V126H95ZM99 125H102V124L100 123ZM107 125H108V124H107ZM107 125H106V126H107ZM110 125H111V124H110ZM64 126H65V125H64ZM76 127H77V126H76ZM115 127H116V126H115ZM155 127H156V126H155ZM159 127H160V126H159ZM67 128H69L68 125H67ZM71 128H73V127H71ZM92 128H93V127H92ZM98 128H99V127H98ZM118 128H119V127H117L116 129H118ZM165 128H166V127H165ZM74 129H78V128H75V127H74ZM74 129H73V130H74ZM94 129H97V128H94ZM107 129H108V128H107ZM125 129H126V128H125ZM153 129H154V128H153ZM79 130H81V131H80V134H81V136H80V140H81V141H82L81 137H82V138H83V137H84V138H88V137L91 138V136H93V135L91 134V132H90V129H89V128L84 129V126H83V125H82V127H80ZM79 130H78V131H79ZM155 130H156V128H155ZM162 130H163V129H162ZM71 131H72V130H71ZM75 131H76V130H75ZM75 131H74V132H75ZM93 131L95 132V130H93ZM96 131H98V130H96ZM112 131H113V130H112ZM112 131H110V132H112ZM153 131H154V130H153ZM165 131H166V130H165ZM101 132H103V131H101ZM108 132H109V131H108ZM162 132H163V131H162ZM98 133H99V132H98ZM98 133H97V134H98ZM103 133H104V132H103ZM153 133H154V132H153ZM75 134H76V132H75ZM77 134H78V133H77ZM109 134H111V133H109ZM69 135H70V134H69ZM100 135H101V134H100ZM100 135H98V137H99ZM104 135H108V134L105 133ZM179 135H180V133H179ZM180 136H181V135H180ZM94 137H95V134H94ZM94 137H93V138H94ZM96 137H97V136H96ZM102 137H103V136H102ZM89 138H88V140H87V139H84V141L87 140V141H89V142H91V143L94 144L95 141L92 142V139L89 140ZM81 141H80V143L82 144ZM105 141H106V139H105ZM85 142H86V141H85ZM96 142H97V141H96ZM98 143H100V144L102 145V141H100V142H98ZM76 144H77V143H76ZM84 144H85V143H84ZM86 144H88V143L86 142ZM95 144H97V143H95ZM100 144H99V146H101ZM103 145H104V142H103ZM103 145H102V146H103ZM82 146H83V145H82ZM84 146H85V145H84ZM92 146H93V145H92ZM97 146H98V145H97ZM97 146H96V147H97ZM102 146H101V147H102ZM107 146H108V145H107ZM69 147H70V146H69ZM87 148H88V147H87ZM93 149H94V148H93ZM102 150H103V149H102ZM102 150H101V151H102ZM67 151H68V150H67ZM86 151H87V149H86ZM101 151H100V152H101ZM109 151H110V150H109ZM35 153H36V152H35ZM102 153H103V155H104V154H105V151H104V152L102 151ZM108 153L110 154V152H108ZM125 153H126V152H125ZM73 154H74V153H73ZM96 154H97V152H96ZM98 154H99V153H98ZM109 154H108V155H109ZM78 155H79V154H78ZM81 155H82V154H81ZM100 155H101V153H100ZM103 155H102V156H103ZM118 155H120V154H118ZM122 155H123V154H122ZM122 155H121V156H122ZM125 155H126V154H125ZM71 156H72V155H71ZM90 156H91V155H90ZM127 156H128V155H127ZM127 156H126V157H127ZM66 157H67V156H66ZM68 157H69V158H68ZM68 157H67L68 159H70V158L73 159V158L70 157V156H68ZM123 157H124V156H123ZM79 158H80V157H79ZM79 158H78V159H79ZM83 158H84V157H83ZM110 158H111V157H110ZM118 158H119V157H118ZM63 159H65V158H63ZM76 159H77V158H75L74 160H76ZM81 159H82V158H81ZM89 159H90V158H89ZM91 159H92V157H91ZM106 159H107V158H106ZM121 159H122V158H121ZM66 161H67V160H66ZM78 161H79V160H78ZM81 161H82V160H81ZM91 161H93V160H91ZM99 161H100V160H99ZM99 161H98V164H99ZM118 161H120V160L118 159ZM133 161H134V160H133ZM63 162H64V161H63ZM71 162H72V161H71ZM85 162H87V161H85ZM124 162H125V164L127 163V165H128V163H129V166H130L131 164H133V163H132V160L129 161V159H127V158H125ZM75 163L77 164V162H75ZM78 163H79V162H78ZM68 164H69V163H68ZM68 164H67V165H68ZM72 164H73V163H72ZM72 164H70V165H72ZM85 164H86V163H85ZM90 164H91V163H90ZM73 166H74V165H73ZM76 166H77V165H76ZM92 166H93V165H92ZM113 166H114V165H113ZM121 166H122V165H121ZM129 166H128V167H129ZM71 167H72V166H71ZM74 167H75V166H74ZM77 167H78V166H77ZM85 167H86V165H85ZM111 167H112V166H111ZM115 167H116V166H115ZM119 167H120V166H119ZM83 168H84V167H83ZM89 168H90V167H89ZM98 168H99V167H98ZM101 168H102V167H101ZM123 168H124V167H123ZM135 168H136V167H135ZM60 169H61V168H60ZM62 169H63V168H62ZM66 169H67V168H66ZM78 169H79V168H78ZM78 169H77V170H78ZM90 169H91V168H90ZM115 169H116V168H115ZM124 169H125V168H124ZM127 169H128V168H127ZM131 169H132V168H131ZM131 169H130V170H131ZM34 170H35V169H34ZM64 170H65V169H64ZM88 170H89V169H88ZM70 171H71V170H70ZM89 171H90V170H89ZM64 172H65V171H64ZM71 173H72V172H71ZM88 173H89V172H88ZM46 174H47V173H46ZM50 174H51V173H50ZM47 176H48V175H47ZM43 178H44V177H43ZM45 178H46V175H45ZM54 178H55V176H54ZM56 178H57V177H56ZM56 178H55V179H56ZM61 178H62V177H61ZM61 178H60V179H61ZM47 179H48V178H47ZM43 180H44V179H43ZM43 180H42V178H41V181H43ZM45 180H46V179H45ZM57 180H58V179H57ZM39 181H40V180H39ZM41 181H40V182H41ZM53 181H54V180H53ZM53 181H51V182H53ZM104 181H105V180H104ZM36 182H38V181H36ZM48 182H50L49 179H48L47 182L43 181L42 183H46V184H48ZM56 182H57V181H56ZM58 182H59V181H58ZM62 182H63V181H62ZM69 182H70V181H69ZM71 183H72V182H71ZM37 184H38V183H37ZM46 184H44V185H46ZM55 184H56V183H55ZM60 184H61V183H60ZM69 184H70V183H69ZM73 184H74V183H73ZM103 184H104V183H103ZM105 184H106V183H105ZM110 185H111V184H110ZM38 186H39V185H38ZM38 186H37V187H38ZM48 186H49V185H48ZM56 186H58V185H56ZM107 186H109V185H107ZM107 186L105 185V187H107ZM44 187H45V186H44ZM70 188H71V187H70ZM101 188H102V187H101ZM73 189H75V188H73ZM102 189L105 190V188H102ZM35 190H37V189L35 188ZM59 190H60V189H59ZM108 190H109V188L107 189V191H108ZM67 191H68V190H67ZM65 192H66V191H65ZM65 192H64V193H65ZM34 193H35V192H34ZM47 193H48V192H47ZM47 193H46V194H47ZM59 193H62V192L59 191ZM67 193H68V192H67ZM69 193H71V192L69 191ZM72 193H73V192H72ZM72 193H71V194H72ZM39 194H40V193H39ZM54 194H56V193H54ZM74 194H75V193H74ZM40 195H42V194H40ZM48 195H49V193H48ZM48 195H46V196H48ZM60 195H62V194H60ZM68 195L71 196L70 194H68ZM68 195H67V196H68ZM42 196H43V195H42ZM44 196H45V195H44ZM50 196H51V195H50ZM57 196H58V194H57ZM57 196H55V197L57 198ZM106 196H107V195H106ZM48 197H49V196H48ZM52 197H53V196H52ZM63 197H64V196H63ZM76 197H77V195H76ZM42 198H43V197H42ZM56 198H55V199H56ZM70 198H71V197H70ZM101 198H103V197H101ZM104 198H105V197H104ZM182 198H183V197H182ZM182 198H181V199H182ZM44 199H45V197H44ZM46 199H47V198H46ZM48 199H49L50 201L53 200V199H50V197H49ZM48 199H47V200H48ZM57 199H61V201H62L63 198L61 197V198H57ZM64 199H65V198H64ZM64 199H63V200H64ZM67 199H68V198H67ZM71 199H74V198H71ZM34 200H35V199H34ZM36 200H37V199H36ZM77 200H78V199H77ZM77 200H76V201H77ZM95 200H96V197H95ZM38 201L41 202V200H38ZM42 201H44V200L42 199ZM54 201H55V200H54ZM68 201H69V200H68ZM73 201H75V200H73ZM104 201H105V200H104ZM34 202H35V201H34ZM36 202H37V201H36ZM39 202H38V203H39ZM56 202H57V201H56ZM65 202H67V201H65ZM77 202H78V201H77ZM80 202H81V201H80ZM44 203H45V202H44ZM49 203H50V202H49ZM54 203H55V202H54ZM70 203H71V202H70ZM81 203H82V202H81ZM81 203H80V205H81ZM32 204H33V202H32ZM35 204H36V203H35ZM45 204H48V202H46ZM65 204H66V203H65ZM74 204H75V203H74ZM78 204H79V202H78ZM78 204H77V205H78ZM40 205H41V204H40ZM40 205H38V206H40ZM63 205H64V204H63ZM63 205H61V207H62ZM89 205H90V204H89ZM36 206H37V205H36ZM42 206H43V204H42ZM54 206H55V205H54ZM56 206H57V205H56ZM56 206H55V207H56ZM69 206H70V205H69ZM91 206H92V205H91ZM55 207H53V208H54L53 210H55ZM59 207H60V206H59ZM61 207H60V209H61ZM70 207H71V206H70ZM70 207H68V208H70ZM78 207H79V206H78ZM42 208H43V207H42ZM48 208L50 209L49 205H48ZM64 208H65V206H64ZM64 208H63V209H64ZM33 209H36V208L34 207ZM45 209H46L47 211H49V210L47 209V207H46ZM70 209H71V208H70ZM72 209H73V207H72ZM79 209H81V208H79ZM79 209H78V210H79ZM39 210H40V209H39ZM39 210H38V211H39ZM51 210H52V209H50V211H51ZM90 210H91V208H90ZM94 210H95V209H94ZM38 211H37V213H38ZM42 211H44V208H43V210H41V212H42ZM50 211H49V212H50ZM57 211H58V210H57ZM59 211H60V210H59ZM62 211H63V210H62ZM62 211H61V213H62ZM68 211H69V210L67 209V213H68ZM82 211H83V210H81V213H82ZM86 211H88V210H86ZM95 211H96V210H95ZM178 211H179V210H178ZM35 212H36V210H35ZM53 212H54V211H53ZM73 212H76V211H73ZM84 212H85V211H84ZM84 212H83V213H84ZM91 212H92V211H91ZM145 212H147V211H145ZM179 212H181V211H179ZM77 213H78V212H77ZM81 213H80V214H81ZM219 213H220V212H219ZM34 214H35V213H34ZM42 214H44V213H42ZM47 214H48V212H47ZM52 214H53V213H51V215H52ZM56 214H57V213H56ZM64 214H65V213H63L62 215H64ZM70 214H71V213H70ZM74 214H75V213H74ZM87 214H88V212H87ZM89 214H90V213H89ZM93 214H94V212H93ZM148 214H150V213H148ZM179 214H180V213H179ZM181 214H182V213H181ZM35 215H36V214H35ZM39 215H40V214H38V216H39ZM44 215H46V212H45ZM49 215H50V214H48V216H49ZM66 215H67V214H66ZM68 215H69V213H68ZM85 215H86V214H85ZM46 216H47V215H46ZM46 216H45V218H46ZM57 216H58V215H57ZM57 216H55V213H54V217L57 218ZM71 216H72V214H71ZM71 216H70V217H71ZM80 216H81V215H80ZM145 216L147 217V215H145ZM49 217L52 218L53 216H52V217L49 216ZM54 217H53V218H54ZM61 217H62V216H61ZM63 217L66 219L65 216H63ZM67 217H68V216H67ZM72 217H74V216H72ZM148 217H149V216H148ZM178 217H179V216H178ZM85 218H86V217H85ZM36 219H37V215H36ZM47 219H49V218H47ZM58 219H59V218H58ZM58 219H56V220H58ZM62 219H63V218H62ZM75 219H76V218H75ZM75 219H74V222H75ZM83 219H84V218H83ZM92 219H93V218H92ZM94 219H96V218H94ZM41 220L44 221V220L42 219V217H41ZM45 220H46V219H45ZM52 220H53V219H52ZM56 220L54 219V221H56ZM66 220H67V221H65L66 223H65L63 220H62V221H63V225H64V223H65V227H66V230H67V229L69 228V225H70V224L68 225L67 222L70 223V221H68V218H67ZM72 220H73V218H72ZM76 220H77V219H76ZM85 220H86V219H85ZM49 221H50V220H49ZM54 221H52V222H54ZM92 221H93V220H92ZM92 221H91V223H92ZM46 222H47V221H46ZM60 222H61V221H60ZM71 222H73V221H71ZM80 222H83V221L80 220ZM85 222H86V221H85ZM85 222H84V223H85ZM94 222H96V220H94ZM181 222H182V220H181ZM39 223L41 224V221H40ZM55 223H56V222H55ZM88 223H90V222H88ZM88 223L86 222V224H88ZM42 224H44V226L48 227V226L51 225L52 223L47 222V224H49L48 226L45 225V223H43V222H42ZM57 224H59V220H58V223H57ZM57 224H56V226H57ZM71 224H72V223H71ZM212 224H214V223H212ZM215 224H216V223H215ZM52 225H53V224H52ZM54 225H55V224H54ZM59 225H60V224H59ZM61 225H62V224H61ZM63 225H62V226H63ZM72 226H73V225H72ZM87 226H89V224L86 225V227H87ZM49 227H51V226H49ZM49 227H48V228H49ZM58 227H61V226H58ZM58 227H57V229H58ZM90 227H91V226H90ZM94 227H95V226H94ZM94 227H93V228H94ZM176 227H177V226H176ZM31 228H32V227H31ZM31 228H29V229H31ZM40 228H41V227H40ZM42 228H43V227H42ZM44 228H45V227H44ZM48 228L45 229V230H46L45 232H47V229H48ZM70 228H71V227H70ZM70 228H69V230H70ZM96 228H97V227H96ZM180 228H183V227L181 226ZM180 228H179V229H180ZM208 228H209V226L206 227V230L204 229V230L206 231V236H207L208 233H210V230H208ZM49 229H51V228H49ZM54 229H55V228H54ZM62 229H63V228H62ZM64 229H65V228H64ZM84 229H86V228H83V230H84ZM174 229H175V228H174ZM177 229H178V228H177ZM177 229H175V230H177ZM34 230H35V229H34ZM34 230H33V231H34ZM52 230H53V228H52ZM58 230H60V229H58ZM58 230H55V231L57 232ZM88 230H89V229H88ZM55 231H53L54 234H57V233H55ZM60 231H62V230H60ZM60 231H59V232H60ZM64 231H65V230H64ZM71 231H72V230H71ZM30 232H32V231H30ZM30 232H28V233H30ZM42 232H43V230H42ZM49 232H50V231H49ZM53 232H51V233H53ZM67 232H70V231H67ZM86 232H88V231L86 230ZM90 232H92V231L90 230L89 233H90ZM203 232H204V231H203ZM43 233H44V232H43ZM71 233H72V232H71ZM125 233H126V232H125ZM48 234H49V233H48ZM62 234H63V233H62ZM62 234H61V235H62ZM65 234H66V233H65ZM84 234H85V233H84ZM86 234H87V233H86ZM95 234H96V233H95ZM98 234H99V233H98ZM31 235H32V234H31ZM31 235H30V236H31ZM44 235H45V233H44ZM69 235H70V234H69ZM69 235H68V240H69ZM82 235H83V234H82ZM88 235H92V234L90 233V234H88ZM209 235H210V234H209ZM32 236H33V235H32ZM45 236H47V235H45ZM54 236H55V235H54ZM59 236H60V234H59ZM59 236H58V237H59ZM64 236H65V235H64ZM64 236H63V237H64ZM126 236H128L127 233H126ZM33 237H34V236H33ZM47 237L49 238V236H47ZM47 237H46V238H47ZM58 237H57V238H58ZM63 237H62V238H63ZM70 237H72V236H70ZM75 237H76V236H75ZM75 237H73V238H75ZM79 237H80V236H79ZM81 237H82V236H81ZM81 237H80V238H81ZM85 237H86V236H85ZM94 237H95V236H93V240L95 241V238H96V237H95V238H94ZM97 237H98V236H97ZM139 237H140V236H139ZM178 237H179V236H178ZM178 237H177V238H178ZM195 237H196V235H194V240H195ZM31 238H32V237H31ZM51 238H52V240H53V236H51L50 239H51ZM55 238H56V237H55ZM65 238H66V237H65ZM87 238H89V236H87ZM137 238H138V237H137ZM148 238H149V237H148ZM63 239H64V238H63ZM63 239H62V240H63ZM139 239H140V238H139ZM141 239H142V238H141ZM212 239H213V238H212ZM45 240H46V239H45ZM62 240H61V241H62ZM71 240H72V239H71ZM71 240H69V244H71L70 242H72V243L74 242V239H73V241H71ZM90 240H91V239H90ZM122 240H123V238L121 239V241H122ZM124 240H125V239H124ZM133 240H136V239H132V241H133ZM208 240H209V238L204 239V241H205L204 244H205V245H210L209 242H208ZM210 240H211V239H210ZM46 241H47V240H46ZM55 241L58 242L57 240H55ZM59 241H60V239H59ZM78 241H79V240H78ZM86 241H87V240H86ZM86 241H85V242H86ZM130 241H131V240H130ZM142 241H143V240H142ZM33 242H34V240H33ZM48 242H49V241H48ZM52 242H53V241H52ZM64 242H65V241H63V243H64ZM66 242H67V240H66ZM66 242H65V243H66ZM127 242H128V241H127ZM164 242L167 243L166 246H165V247H166V250H167V248H168L167 246L169 245V244H168V243H169V240L166 239V240H164ZM171 242H172V241H171ZM180 242H181V241H180ZM191 242H192V241H191ZM193 242H195V241H193ZM50 243H51V241H50ZM67 243H68V242H67ZM74 243H75V242H74ZM74 243H73V244H74ZM81 243H82V242H81ZM96 243H97V241H96ZM98 243H99V239H98ZM146 243H147V242H146ZM162 243H163V242H162ZM172 243H173V242H172ZM184 243H186V242H184ZM184 243H183V244H184ZM60 244H61V243H60ZM87 244H88V242H87ZM87 244H86V245H87ZM121 244H122V242H121ZM144 244H145V242H144ZM164 244H165V243H164ZM192 244H193V243H192ZM51 245H52V244H51ZM84 245H85V243H84ZM84 245H82V247H83ZM90 245H91V244H90ZM122 245H124V246L126 245V247H127V244H122ZM128 245L130 246V243H129ZM185 245H186V244H185ZM194 245H195V244H194ZM38 246H39V245H38ZM47 246H48V245H47ZM55 246H56V245H55ZM61 246H62V245H61ZM68 246H69V247H72V246H70V245H68ZM68 246H67V247H68ZM138 246H139V245H138ZM145 246H146V245H145ZM145 246H143V247H145ZM186 246H187V245H186ZM67 247L65 246V247H64V250H65V248H67ZM74 247H75V246H74ZM85 247H86V246H85ZM88 247H89V246H88ZM149 247H150V246H149ZM151 247H152V245H151ZM155 247H156V246H155ZM183 247H184V246H183ZM183 247H181V244H180L179 242L176 243V248H178V249H181V248H182V249H183ZM189 247H190V246H189ZM201 247H203V246L201 245ZM209 247H210V246H209ZM56 248H57V247H56ZM60 248L62 249V247H60ZM129 248H130V247H129ZM140 248H141V247H140ZM145 248H146V247H145ZM147 248H148V245H147ZM147 248H146V249L143 248V249H144V251L146 250V252H147V254H148ZM186 248H187V247H186ZM99 249H100V248H99ZM125 249H126V248H125ZM132 249H133V248H132ZM132 249H131V250H132ZM188 249H190V248H188ZM199 249H200V247H199V248H196V249H194V250H191V251H192L191 254L189 255V257L187 256V257H188L187 264H210V252H208V250H206L205 247L201 248V251H200ZM139 250H140V249H139ZM166 250H165V251H166ZM183 250H184V249H183ZM44 251H45V250H44ZM60 251H61V250H60ZM65 251H67V249H66ZM76 251H77V250H76ZM141 251H142V250H141ZM152 251H153V249H152ZM154 251L156 252V249H154ZM167 251H168V250H167ZM245 251H246V249H245ZM133 252H134V250H133ZM150 252H151V251H150ZM170 252H171V251H170ZM170 252H169V253H170ZM172 252H173V250H172ZM174 252H175V251H174ZM179 252L181 253L182 251L179 250ZM188 252H189V250H188ZM212 252H213V251H212ZM165 253H166V252H165ZM175 253H176V252H175ZM182 253H184V252H182ZM243 253H244V252H243ZM45 254H46V253H45ZM129 254H131V253H129ZM134 254H135V253H134ZM147 254H146V255L144 254V255L147 256ZM153 254H154V252H153ZM176 254H177V253H176ZM188 254H189V253H188ZM214 254H215V253H214ZM49 255H50V254H49ZM67 255H68V254H67ZM130 256H131V255H130ZM211 256L213 257V255H211ZM50 257H51V256H50ZM97 257H98V255H97ZM125 257H126V255L124 256V259H125ZM134 257H135V255H134ZM180 257H182V256H180ZM78 258H79V257H78ZM98 259H99V257H98ZM98 259H97V260H98ZM177 259H178V258H177ZM177 259H176V260H177ZM111 260H113V259L111 258ZM111 260H110V263H111ZM125 260H127V259H125ZM128 260H129V259H128ZM132 260H133V259H132ZM211 260H212V259H211ZM214 260H217V258L214 259ZM113 261H114V260H113ZM129 261H130V260H129ZM129 261H127V262H129ZM248 261H249V260H248ZM256 261H257V260H256ZM114 262H115V261H114ZM179 262H181V261H179ZM182 262H183V263L185 262L184 264H186V261H182ZM182 262H181V264H182ZM251 262H254V261H251V260H250V263H251ZM112 263H113V262H112ZM112 263H111V264H112ZM119 263H120V262H119ZM119 263H117V264H119ZM123 263H124V262H123ZM134 263H136V261H134ZM177 263H178V262H177ZM255 263H256V262H255ZM245 264H247V263H245ZM253 264H254V263H253Z\"/></svg>", "mask_w": 264, "mask_h": 264}]
</instances>
